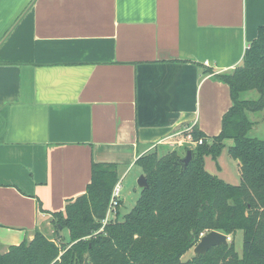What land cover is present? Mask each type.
<instances>
[{"label":"crops","instance_id":"0c3cea01","mask_svg":"<svg viewBox=\"0 0 264 264\" xmlns=\"http://www.w3.org/2000/svg\"><path fill=\"white\" fill-rule=\"evenodd\" d=\"M260 27L264 0H0V250L50 226L93 163L117 166L121 203L139 157L217 136V76Z\"/></svg>","mask_w":264,"mask_h":264},{"label":"trees","instance_id":"16d2710c","mask_svg":"<svg viewBox=\"0 0 264 264\" xmlns=\"http://www.w3.org/2000/svg\"><path fill=\"white\" fill-rule=\"evenodd\" d=\"M217 78L229 88L231 107L217 136L207 139L195 127L184 132L193 142L202 141L184 150L191 152L187 166L176 152L154 150L139 157L134 165L147 188L139 190L121 220L117 206L115 217L103 224L118 184L117 166L93 163L84 194L52 215L51 238L35 231L30 241L0 250V264H264V140L248 135L249 114L264 110V27L246 48L241 66ZM226 140L232 141L227 155L237 167V185L204 167L207 157L217 162ZM211 231L226 235L228 245L182 261ZM238 232L241 255L234 248Z\"/></svg>","mask_w":264,"mask_h":264},{"label":"rangeland","instance_id":"374dc122","mask_svg":"<svg viewBox=\"0 0 264 264\" xmlns=\"http://www.w3.org/2000/svg\"><path fill=\"white\" fill-rule=\"evenodd\" d=\"M249 119L251 122H253V127L251 129V131L249 132V137L251 138H257L260 140H264V110L258 113H253V114H249ZM226 147H229L231 145V140H226ZM195 146L193 145V147H191L192 149ZM162 149V148H160ZM188 149V147H170L167 152H176V154L182 156V158L185 157V152L184 150ZM159 150V149H158ZM210 159V158H209ZM208 159L207 161V170L209 171V169L213 170V172H217V170H219L221 168L222 173L220 174L221 176L226 174V177H231V176H235V172H236V165L235 162L230 159L227 155V150L224 149L222 151V155L218 160V165L217 162H213L215 164V169H214V165L212 163H210L211 161ZM135 171H131L128 176L121 182L122 185V190H121V194L124 193V199H122L123 201L120 203L117 207V210H119V216L118 219L121 220L122 217L127 214L132 207L135 204L136 201V193L134 192L133 189L135 190H139V188L136 186V183H134V176ZM237 173V172H236ZM223 179V177L221 178ZM227 181V180H226ZM41 233L44 234L46 237H50L53 234V224H51L50 226H42L41 227ZM62 236L65 239H68V234L66 230L62 231ZM241 246H242V235L241 232H238L235 236L234 239V248L235 251L241 255ZM194 256L193 254V248L187 252L182 258V261H186L191 259Z\"/></svg>","mask_w":264,"mask_h":264},{"label":"water","instance_id":"95a60500","mask_svg":"<svg viewBox=\"0 0 264 264\" xmlns=\"http://www.w3.org/2000/svg\"><path fill=\"white\" fill-rule=\"evenodd\" d=\"M191 160V152L188 150L185 154V157L181 160L183 166H187V164ZM136 185L139 189L147 188V182L143 175H140L136 180ZM230 239L219 232L211 231L204 235H202L196 245L193 247V254L195 257H199L201 255H205L207 251L211 248L217 246H227Z\"/></svg>","mask_w":264,"mask_h":264},{"label":"built area","instance_id":"2783aa9c","mask_svg":"<svg viewBox=\"0 0 264 264\" xmlns=\"http://www.w3.org/2000/svg\"><path fill=\"white\" fill-rule=\"evenodd\" d=\"M207 65V63H205ZM188 139L192 142V144L195 145H200L202 143L201 140H198L196 142H193L191 138L188 136ZM120 189L121 187L119 184H116L110 198V203L109 207L106 213L105 219L102 221L103 224L107 223L109 220L113 219L116 215V207L118 206L119 203V198H120Z\"/></svg>","mask_w":264,"mask_h":264}]
</instances>
